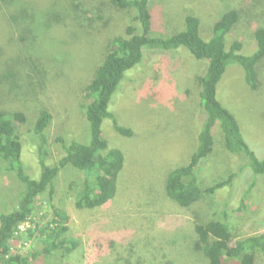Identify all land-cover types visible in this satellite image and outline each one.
<instances>
[{"label":"rangeland","instance_id":"obj_1","mask_svg":"<svg viewBox=\"0 0 264 264\" xmlns=\"http://www.w3.org/2000/svg\"><path fill=\"white\" fill-rule=\"evenodd\" d=\"M243 2L252 14L247 12L227 41L242 40V52L252 54L257 49L254 31L264 27V0H152L151 9L156 14L153 35L177 33L185 28L186 15L195 14L203 20V35L208 37L213 26L210 23L229 8L243 6ZM23 3L33 8H24L17 22H27L26 28L34 34H46L54 42L46 50L45 46L39 49L40 54L34 55L35 63L61 56L55 57L56 64L52 63L56 70L45 75L48 81L45 90H37L39 98L30 96L23 100L25 94L15 92L12 95L21 100L1 106L12 109L13 104V108L29 114L28 123L19 129L23 164L35 175L41 165L37 139L29 132L36 120L34 109L47 106L53 115L47 129V162L63 155L64 142L76 139L90 143V125L82 108V103L89 101L82 90L104 59L112 37L126 34L135 10L117 8L110 0H82L80 9H75L71 0H0V67H15L18 64L15 52L23 51L18 28L8 21L13 20L8 15L20 10ZM50 7L51 11L47 9ZM88 17L92 19L90 22ZM52 24L45 33L44 28ZM207 66L206 59L195 57L185 47L178 51L146 50L143 62L127 73L111 107L119 123L131 129L132 134L117 132L111 119H106L102 127L110 146L121 148L126 158L115 198L92 209L77 208L79 181L87 177L67 166L60 173L54 197L46 193L37 199L34 221L19 227L23 236L11 240L12 251L34 249L32 240L27 238V229L44 226L60 211L69 217L65 223L69 228L66 236L80 241L76 250L65 253L64 260L70 264H208L203 254L194 249L195 224L210 218L218 205L227 203L236 208L243 198L246 204L238 215L244 219L236 218L232 223L234 236L263 230L264 176L255 177L250 166L241 164L247 160L226 150L219 125L213 128L214 152L201 161L197 175L205 185L237 172L232 184L220 189L214 197H202L192 210L180 207L166 194L167 173L186 164L198 146V131L204 121L199 108V76L206 72ZM258 76L259 88L253 89L241 66L229 67L218 85V98L235 114L246 140L264 158V59L258 66ZM0 92L3 93L2 88ZM1 171L4 170H0V211L8 213L17 207L22 192L17 196L12 190L18 189L17 180ZM73 181L77 184L71 186ZM61 253L64 252L46 257V261L63 258ZM258 264H264V257L259 258Z\"/></svg>","mask_w":264,"mask_h":264},{"label":"trees","instance_id":"obj_2","mask_svg":"<svg viewBox=\"0 0 264 264\" xmlns=\"http://www.w3.org/2000/svg\"><path fill=\"white\" fill-rule=\"evenodd\" d=\"M81 1L71 0V3L75 9H80ZM110 4L117 8L134 9L135 15L133 21L128 24L125 35L112 37L104 59L82 90L89 101L82 103V108L90 125V143L76 139L64 142L63 155L54 162H47L48 151H45L47 129L53 115L47 106L34 109L36 120L29 132L37 139L35 143L39 148L41 165L37 170V174L41 173L39 178H34L37 174H32L24 166L22 159L23 144L19 126L28 123L29 114L20 108H13V104L12 109L1 106L14 100L16 102L21 100L18 96L12 95L15 92L21 91L25 94L23 100L30 96L39 98L37 90H45L48 84L45 75L56 70L52 63L56 64L55 57L61 56H53L50 62L41 60L40 64L35 63L34 55L40 54L39 49L43 46L46 50L51 42V36L34 34V31L26 28L27 22L25 24L17 22L20 14L24 13V8H33L32 6L23 3L20 10L8 15L9 19H13L8 20L10 24L14 23L12 27L18 28L23 51L21 54L15 52V60L18 62L15 67L12 65L7 68H4L7 65L0 67V88L3 89V93L0 92V170L3 169L4 171H1L3 174H9L17 180L18 189L12 188L13 192H17V196L22 193L19 204L15 208V202L13 211L8 213L0 211V264H70L64 260L65 253L76 250L80 241L66 236L69 228L65 223L69 217L64 211H60L56 218L48 220L44 226L37 225L27 229V238L32 240L31 246L34 247L31 251H28L29 248L25 252H13L11 240L15 236H23L19 228L22 224L29 221L33 223L37 199L46 193L50 198L54 197L59 187L57 182H60V173L67 166L84 172L87 177L82 182L79 181L77 208L92 209L105 205L115 198L126 158L121 148L110 146L108 139L103 135L102 127L106 119H111L117 132L123 135L132 134L131 129L119 123L111 107L121 91L127 73L143 62L146 50L178 51L185 47L195 57L208 61L206 72L199 76L201 86L199 108L200 113L204 115V121L198 131V146L186 164L179 165L167 173L165 177L167 196L180 207L192 210L193 204L202 197H214L220 189L232 184L237 172H231L226 177L205 185L197 175L201 161L214 152L213 128L216 125H219L223 132L226 150L247 160V163L245 161L241 164L244 167L250 166L253 172L250 171L255 177L264 176V158H260L246 140L235 114L218 98V85L228 68L233 65L242 67L245 79L253 89L259 88L258 66L264 59V27L256 28L254 31L257 49L252 54L242 52L244 47L242 40L236 39L231 43L227 41V36H231L237 29L247 12L252 14L247 8V3L243 2L244 7L229 8L222 12L210 23L213 26L210 27L211 35L208 37L203 35L201 28L203 20L198 15H186L185 28L177 33L170 36L166 33L153 35L156 14L154 9H151L152 0H110ZM47 9L51 11L53 7ZM91 20L88 17V21ZM54 23L56 21H53ZM53 24L44 28L45 33L48 29L50 31ZM76 184L77 182L73 181L71 186ZM15 200L17 201V198ZM245 204L243 198L236 208L230 207L227 203L218 205L210 218L199 220L195 224L197 239L193 244L194 249L203 254L208 264H258L259 258L264 257V229L243 237H235L232 232L234 220L244 219L238 214ZM36 242L38 245L35 247ZM40 244L42 247H39ZM58 251L64 252L61 253L63 258L46 261V257L52 258ZM41 257L45 263L41 261Z\"/></svg>","mask_w":264,"mask_h":264},{"label":"bare ground","instance_id":"obj_3","mask_svg":"<svg viewBox=\"0 0 264 264\" xmlns=\"http://www.w3.org/2000/svg\"><path fill=\"white\" fill-rule=\"evenodd\" d=\"M5 145H7V144H5Z\"/></svg>","mask_w":264,"mask_h":264}]
</instances>
